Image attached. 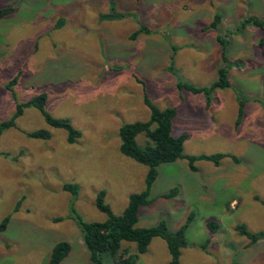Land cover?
<instances>
[{"label":"rangeland","instance_id":"374dc122","mask_svg":"<svg viewBox=\"0 0 264 264\" xmlns=\"http://www.w3.org/2000/svg\"><path fill=\"white\" fill-rule=\"evenodd\" d=\"M0 8L12 9L0 18V122L46 93L47 111L81 133L70 143L67 130L27 107L0 136V221L10 217L0 264H48L61 240L72 246L62 264H91L74 213L104 221L100 190L115 214L144 190L149 166L122 153L119 130L150 120L145 93L160 108H178L173 133L188 138L181 158L159 165L138 225L164 219L176 230L192 216L179 264H264V237L251 243L236 229L264 232V26L241 27L249 17L264 22V0H0ZM219 33L232 86L215 90L207 105L177 82L212 84L225 64ZM37 130L50 136L30 135ZM218 153V164L202 158ZM66 183L79 185L76 196ZM122 244L137 252L136 243ZM170 260L157 237L138 264Z\"/></svg>","mask_w":264,"mask_h":264},{"label":"trees","instance_id":"16d2710c","mask_svg":"<svg viewBox=\"0 0 264 264\" xmlns=\"http://www.w3.org/2000/svg\"><path fill=\"white\" fill-rule=\"evenodd\" d=\"M12 9L0 8V18L9 14ZM123 14L118 15L122 17ZM221 15L216 14L212 26L218 29ZM241 23V27L245 28L248 23L258 26H264V22L256 17H249ZM247 22V23H246ZM141 30H146L141 27ZM139 31V32H140ZM142 32V31H141ZM221 44L222 58L224 65L217 69V77L209 86H196L179 77L177 87L180 91L188 90L193 93H202L206 97L207 105H210L213 100V92L217 89H227L232 86L229 74V66L227 64L228 55L227 47L224 40V35L219 33L217 37ZM0 47V59H1ZM173 58H171V70L174 68ZM11 87V84L9 85ZM145 103L149 107L151 117L149 121H136L125 123L120 127L119 134L121 139V151L126 156H129L139 163L149 166V171L146 177V186L140 192L132 193L129 196L128 204L121 214H115L110 205L106 203L104 190L97 193V207L105 212L108 217L104 221H86L77 212L74 213L78 226L81 229L84 242L89 251L91 264H138L140 255L147 252L149 245L154 238L160 237L167 243V247L171 256L170 264H179L182 249L188 246L187 230L192 220V216L176 230H171L167 221L164 219L151 226H139L141 219V210L149 205L152 201L151 192L153 185L158 177V167L163 163H171L177 161L183 156L185 141L188 134L175 135L174 120L178 114L176 106H168L160 108L145 93ZM239 119L245 108V100L240 98ZM27 107H35L44 115L46 121L57 128H62L68 131V141L74 143L81 135L80 131L75 128L71 121L67 118L53 117L47 111V94L40 93L30 100L18 103L15 113L8 119L0 122V136L16 125L17 119L23 115ZM144 132L148 138L145 145H140L137 136ZM33 137L48 138L50 136L47 130H37L30 133ZM223 154L203 155L202 158L213 161L218 164L223 158ZM198 157L191 156L189 161L191 167L195 169V160ZM237 160V159H236ZM65 189L73 195H77L79 185L76 183H66ZM177 189L174 188L171 192L164 194L165 197H172L176 194ZM73 211V210H72ZM74 212V211H73ZM10 217L7 216L0 221V233L8 229ZM211 228H214L212 224ZM237 231L250 239L251 243H256L264 237V232H252L246 224H238ZM136 243L137 252L132 253L129 247H123L122 242ZM72 246L69 241L61 240L57 242L51 251L48 264H62L71 252Z\"/></svg>","mask_w":264,"mask_h":264},{"label":"crops","instance_id":"0c3cea01","mask_svg":"<svg viewBox=\"0 0 264 264\" xmlns=\"http://www.w3.org/2000/svg\"><path fill=\"white\" fill-rule=\"evenodd\" d=\"M189 112H191V109H189ZM177 116H178V114H177ZM177 116H176V117H177Z\"/></svg>","mask_w":264,"mask_h":264}]
</instances>
